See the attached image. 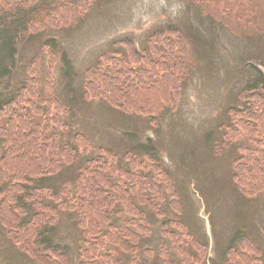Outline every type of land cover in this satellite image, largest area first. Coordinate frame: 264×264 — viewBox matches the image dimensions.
<instances>
[{
    "label": "trees",
    "instance_id": "obj_1",
    "mask_svg": "<svg viewBox=\"0 0 264 264\" xmlns=\"http://www.w3.org/2000/svg\"><path fill=\"white\" fill-rule=\"evenodd\" d=\"M99 1L0 0V89L12 78L20 41L49 28L82 24ZM182 1L197 3L241 40L264 34V0ZM118 43L123 49L103 54L86 72V96L102 99L125 115L147 117L160 128L167 109L177 110L182 100L192 66L189 44L176 27L151 36L142 50L130 39ZM53 53L47 69L43 55L35 56L26 81L5 101L0 97V226L6 236L43 264H75L69 247L56 241L61 213L66 212L76 218L84 238L76 264H147L141 253L152 255L142 249L153 234L150 211L162 220L163 233L179 256L164 248L163 262L152 264H206L209 244L197 239L183 219L166 217L168 200L180 217L184 210L172 175L153 146L146 153L152 168L132 152L125 156L130 166H123L114 150L102 147L103 154L89 158L71 181L59 189L50 184L91 150L83 134L75 137L82 152L70 145L69 110L54 93ZM258 74L241 94L248 98L245 107L230 109L225 139L217 145L220 154L229 141L247 140L233 163L234 181L245 198L264 193V74ZM141 150L133 147L134 153ZM169 222L177 230L169 232ZM253 236L239 228L226 249L225 264H264V245Z\"/></svg>",
    "mask_w": 264,
    "mask_h": 264
},
{
    "label": "rangeland",
    "instance_id": "obj_2",
    "mask_svg": "<svg viewBox=\"0 0 264 264\" xmlns=\"http://www.w3.org/2000/svg\"><path fill=\"white\" fill-rule=\"evenodd\" d=\"M169 27L180 28L184 33L194 62L178 109H167L160 128L156 129L147 117L125 115L101 99L87 98L86 72L103 54L116 47L123 49L118 41L129 38L140 48L148 47L151 36L158 37ZM52 49L54 93L69 110L65 117L72 128L70 145L82 152L75 137L83 134L91 150L88 156L80 155L50 184L61 188V183L70 180L89 158L103 154L102 147L114 150L123 166H130L125 156L132 152V156L152 168L146 153L153 149L141 145L151 141L160 162L172 175L184 210L180 217L168 200L163 207L166 217L171 221L183 219L197 239L210 244L208 264H225V248L239 228L250 230L258 242L264 243V194L245 198L233 177V163L241 148L248 145L247 140L229 141L217 153V145L225 139L223 126L230 118V109L245 107L248 98L241 94L249 82L258 79V69L262 70L264 34L240 40L194 2L100 0L82 24L59 30L49 28L19 42L12 78L0 89L1 102L26 81L27 67L35 56L42 54L43 66L48 68ZM134 146L141 147L140 154L133 152ZM162 188L165 193L164 184ZM148 212L153 234L142 249L151 250L152 255L142 252V261L163 262L164 247L173 257H179L163 233L162 220ZM167 227L169 232L177 230L172 222ZM56 235V241L69 247L70 258L78 263L85 245L76 218L62 212ZM0 264L40 263L20 252L0 226Z\"/></svg>",
    "mask_w": 264,
    "mask_h": 264
}]
</instances>
